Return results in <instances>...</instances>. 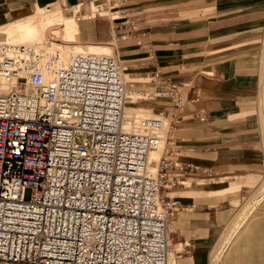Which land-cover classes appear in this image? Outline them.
<instances>
[{
    "label": "built area",
    "instance_id": "1",
    "mask_svg": "<svg viewBox=\"0 0 264 264\" xmlns=\"http://www.w3.org/2000/svg\"><path fill=\"white\" fill-rule=\"evenodd\" d=\"M58 1L87 2L84 17L112 20L124 39L136 29L128 0ZM120 68V58L96 52L61 61L0 30V264H169L183 253L173 222L187 206L166 189L199 165L181 158L183 142L164 126L180 121L189 83L139 88ZM157 98L171 104L124 128L127 103Z\"/></svg>",
    "mask_w": 264,
    "mask_h": 264
},
{
    "label": "crops",
    "instance_id": "2",
    "mask_svg": "<svg viewBox=\"0 0 264 264\" xmlns=\"http://www.w3.org/2000/svg\"><path fill=\"white\" fill-rule=\"evenodd\" d=\"M53 1L0 0L1 32L17 42L38 45L39 34H44L43 8ZM258 1L128 0L138 16L130 39L123 38V31L113 30V21L106 17H81L79 6L74 7L72 17L51 14L64 20L70 37L84 47L116 56L117 51L123 56L147 51L151 57L132 63L131 73L147 79L160 70V81L147 80L137 87L154 89L168 80L189 83L183 87L188 102L182 117L178 122L168 118V133L183 142L181 158L199 167H189L178 175L176 186L166 189L187 206L173 222V241L183 253L170 257L169 264H212L213 243L242 199L241 186L252 182L245 175L258 173L264 165L254 98L260 80L258 43L264 18ZM113 31L119 34L117 45L108 41ZM126 68L124 76L136 78ZM140 101L153 111L171 104L164 98ZM132 117L143 116L126 105L125 123L129 125Z\"/></svg>",
    "mask_w": 264,
    "mask_h": 264
},
{
    "label": "rangeland",
    "instance_id": "3",
    "mask_svg": "<svg viewBox=\"0 0 264 264\" xmlns=\"http://www.w3.org/2000/svg\"><path fill=\"white\" fill-rule=\"evenodd\" d=\"M86 3L87 2H85V4L81 6V10L78 11L79 14L81 13L80 16L83 13L87 14L89 11V7ZM258 3L262 8L264 16V0H259ZM49 8L55 10L56 14L59 16L64 17H72L75 10L74 7L64 6L58 0H54L52 5L43 9L46 11ZM56 14L51 15L45 13L44 17L43 14H41V31L44 34H39L38 45H44L51 51L60 50L63 56H67L72 50L80 51L84 49L88 52L102 53L100 50H94L92 47H84L74 42V37H70V30L66 26L65 21L59 19ZM101 17L103 18V16ZM58 24L61 25L57 26ZM261 28V38L258 43V73L260 80L254 98L256 104V123L260 131L261 142L264 149V18ZM114 29L122 31V29L115 26V23L113 22V30ZM118 35L117 32L113 31V36L108 41L113 42V44L116 43L117 45ZM7 39L12 42H17L10 37H7ZM18 43L28 44L25 41H20ZM143 52L144 53L140 52V50H134L130 55L123 56L117 51V57L120 58L122 69L127 65L126 71H128L133 77H136L132 80L130 78L128 79V77L124 76L125 71H122L124 80L126 82L130 80L128 81L130 84H147L149 82L147 81L149 78L146 79L142 76H137L135 73H131L133 70L132 63L139 61L141 58L151 57L147 51ZM111 55L116 54L111 53ZM146 88L153 89L149 87ZM143 102L144 101H137L136 103L129 102L127 103V106L135 107L143 117L153 114V110L142 107ZM137 118L132 117L133 120H136ZM168 130L169 124L167 122L164 132H168ZM156 159H158V153ZM154 164L155 163L152 162V165ZM245 176L250 178L252 182L249 185L241 186L243 190L242 199L234 207L232 215L223 225L221 232L213 243L212 264H264V165L258 173ZM29 195L30 190L27 191V196Z\"/></svg>",
    "mask_w": 264,
    "mask_h": 264
},
{
    "label": "bare ground",
    "instance_id": "4",
    "mask_svg": "<svg viewBox=\"0 0 264 264\" xmlns=\"http://www.w3.org/2000/svg\"><path fill=\"white\" fill-rule=\"evenodd\" d=\"M75 6H79V9L81 8V5H79V4H75V5H73L72 7H75ZM45 13H47V14H53V13H55V10H51L50 8L48 9V10H46L45 11ZM101 17V16H100ZM35 34H36V32H34ZM2 35H3V37L4 38H7L8 37V35H6V34H4V33H2ZM24 35H25V33H24ZM33 35V34H32ZM25 38H28V37H24V39ZM30 38V37H29ZM25 41H27V40H25ZM32 42V41H31ZM37 42V41H36ZM26 44V43H25ZM30 45V44H29ZM34 46H42V47H45V48H47V49H49L48 47H46V46H44V45H34ZM50 50V49H49ZM53 52H57L58 54H59V56H60V60L61 61H67V60H69V58L71 57V55L73 54V53H76V52H88L87 50H80V51H75V50H72L67 56H63L62 55V52L60 51V50H54ZM114 56H116V55H114ZM117 57V56H116ZM121 69V73H122V71H123V69H122V67L120 68ZM122 76H123V74H122ZM126 82V81H125ZM129 92V94H130V96L132 97V99L134 98V96H136L135 95V93H134V91H128ZM127 105V104H126ZM125 105V106H126ZM125 106H124V110H123V113H124V128L125 129H132L135 125H137L138 124V122H140V119L142 118V117H140V118H137L136 120H132L131 121V123L128 125V124H126L125 123ZM134 121V122H133ZM133 124V125H132ZM166 125H167V120H166V124H165V126H164V128L166 127ZM132 127V128H131ZM160 151V154H161V151H162V146L160 145L158 148H156V149H154V150H152L151 152H150V159L152 160H154V159H156V157H157V152H159ZM159 158V157H158ZM155 167H156V165L154 164V165H152V163H151V165H150V168H151V171H154L155 170ZM172 257V256H171ZM169 260H170V258H169Z\"/></svg>",
    "mask_w": 264,
    "mask_h": 264
}]
</instances>
